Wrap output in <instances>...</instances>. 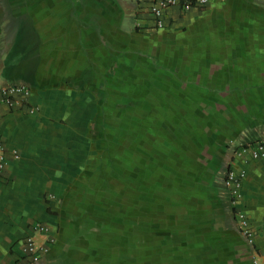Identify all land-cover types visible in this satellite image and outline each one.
<instances>
[{
  "label": "crops",
  "instance_id": "obj_1",
  "mask_svg": "<svg viewBox=\"0 0 264 264\" xmlns=\"http://www.w3.org/2000/svg\"><path fill=\"white\" fill-rule=\"evenodd\" d=\"M130 2L0 0V42L25 24L35 48L16 72L0 61V85H26L34 108L0 106V264L35 222L54 237L35 264H136L120 254L142 139L148 264H264V158L241 151L264 140V0L175 8L162 30L150 0ZM229 171L244 174L237 202Z\"/></svg>",
  "mask_w": 264,
  "mask_h": 264
},
{
  "label": "built area",
  "instance_id": "obj_2",
  "mask_svg": "<svg viewBox=\"0 0 264 264\" xmlns=\"http://www.w3.org/2000/svg\"><path fill=\"white\" fill-rule=\"evenodd\" d=\"M134 3L140 0H132ZM210 0H150L149 14L152 17L153 29L162 30L166 25V18L169 11L178 8L182 11H188L191 8L207 7ZM31 91L22 84L0 85V106L8 109L28 106L27 112L32 114L34 108L29 105ZM242 153H248L252 159L264 158V140L255 143L252 146H246L241 149ZM7 150L4 140L0 134V181H3L4 170L7 165ZM14 158L17 153L14 152ZM244 174H235L229 171L225 177L226 187L233 202L241 200V189ZM239 226V233L245 239L248 245L254 243V231L249 224L246 216L239 210L236 213ZM41 240V241H40ZM54 243V237L50 235L47 226L35 222L31 226V233L21 242V254L17 264H35V262L48 253L49 247Z\"/></svg>",
  "mask_w": 264,
  "mask_h": 264
},
{
  "label": "rangeland",
  "instance_id": "obj_3",
  "mask_svg": "<svg viewBox=\"0 0 264 264\" xmlns=\"http://www.w3.org/2000/svg\"><path fill=\"white\" fill-rule=\"evenodd\" d=\"M129 1L133 2L132 0ZM3 16V10H0V31H2V26L5 24L1 21V19L3 20ZM16 32H20L21 34L17 37L16 41L15 36L17 33L14 34L13 41L9 42L6 36L3 35L0 42V61L5 55V68L9 70L8 73L16 72L20 64L23 69V62L30 60L29 56L32 57L35 52L34 36L33 38L28 36L30 32H28V28L26 30L25 24ZM12 80L11 82H14V79ZM1 85L17 84L2 83ZM143 131L148 133V125L143 126ZM144 143L148 145V141L142 139L140 148L132 150L134 152L130 157L131 164L136 165L137 169L134 173L136 175V185L131 189L130 208H132L127 209V213L132 218L131 222L134 228L132 232H134V236L131 237V251H122L120 254L122 260L130 259V261L132 260L136 264H148V146L145 148Z\"/></svg>",
  "mask_w": 264,
  "mask_h": 264
}]
</instances>
